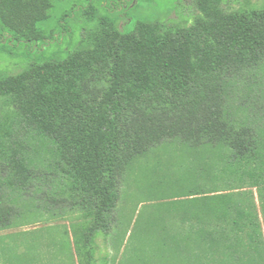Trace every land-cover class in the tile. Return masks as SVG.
Wrapping results in <instances>:
<instances>
[{"label":"trees","instance_id":"trees-1","mask_svg":"<svg viewBox=\"0 0 264 264\" xmlns=\"http://www.w3.org/2000/svg\"><path fill=\"white\" fill-rule=\"evenodd\" d=\"M192 7L191 23L130 32L102 19L65 60L0 71V233L75 214L85 222L71 225L57 256L98 264L96 240L128 169L166 147L176 162L154 170L162 181L149 188L159 195L152 214L164 216L154 223L161 246L177 264H264V104L243 92L264 67V6ZM51 8L0 0V52L47 46L38 27ZM28 235L0 236V264L42 260Z\"/></svg>","mask_w":264,"mask_h":264},{"label":"rangeland","instance_id":"rangeland-1","mask_svg":"<svg viewBox=\"0 0 264 264\" xmlns=\"http://www.w3.org/2000/svg\"><path fill=\"white\" fill-rule=\"evenodd\" d=\"M192 2L52 0L49 18L38 27L43 39L48 41L47 46L44 47L41 42L21 44L1 51L0 71L16 75L32 64L65 60L69 53L81 49L84 39L97 31L102 19L116 21L119 28L124 26L125 32L132 31L136 24L143 22L165 25L191 23L196 15ZM223 5L229 10H258L264 6V0H223ZM93 10H97L95 20L91 19ZM256 79L259 82L255 85L257 87L247 86L243 92L246 96L261 98L260 104H264V67L258 71ZM7 110V105L0 100V120L7 116ZM177 154L176 149L158 148L138 157L128 169L122 182L121 200L112 214L109 230L100 233L96 240L98 264H177L174 253L170 254L158 241V230L154 223L164 216L152 214L151 207L158 203L159 199L155 198L159 195L157 191L149 190L154 181H162L153 171H161L162 166L165 169L166 164L176 162ZM84 222L75 214L65 216L64 220L39 218L28 221L21 228L1 232L0 236L28 232L29 237L32 233L38 246L43 245L41 258L44 262L39 259L36 263L32 261L27 264H62V258L57 256L59 241L68 242L69 236L72 240L71 225ZM29 239H32L31 236ZM63 260L65 264H72L69 255Z\"/></svg>","mask_w":264,"mask_h":264}]
</instances>
